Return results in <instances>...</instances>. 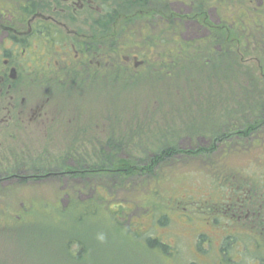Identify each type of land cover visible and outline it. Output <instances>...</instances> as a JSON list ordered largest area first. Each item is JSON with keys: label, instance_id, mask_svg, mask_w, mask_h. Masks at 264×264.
Returning <instances> with one entry per match:
<instances>
[{"label": "rangeland", "instance_id": "rangeland-1", "mask_svg": "<svg viewBox=\"0 0 264 264\" xmlns=\"http://www.w3.org/2000/svg\"><path fill=\"white\" fill-rule=\"evenodd\" d=\"M182 64L180 77L47 84L45 133L3 165L44 176L0 181V264H263L264 226L234 206L264 203V67Z\"/></svg>", "mask_w": 264, "mask_h": 264}, {"label": "flooded vegetation", "instance_id": "flooded-vegetation-1", "mask_svg": "<svg viewBox=\"0 0 264 264\" xmlns=\"http://www.w3.org/2000/svg\"><path fill=\"white\" fill-rule=\"evenodd\" d=\"M261 2L262 8L255 0H0V181L44 176L40 169L3 165L13 162L22 137L45 133L48 83L141 80L157 67L158 48L170 50L166 66L175 64L173 49L180 47L187 67L238 61L261 70L264 28H253L254 18L264 20ZM149 16L152 22L139 27ZM161 24L171 27L176 43L141 41ZM182 25L185 38L179 40ZM117 69L127 74L114 75ZM234 209L237 220L246 211L245 219L264 226V203Z\"/></svg>", "mask_w": 264, "mask_h": 264}, {"label": "trees", "instance_id": "trees-1", "mask_svg": "<svg viewBox=\"0 0 264 264\" xmlns=\"http://www.w3.org/2000/svg\"><path fill=\"white\" fill-rule=\"evenodd\" d=\"M171 28V27H170ZM168 28L166 25L163 26L162 24L159 26V29H158V33L157 35H152V34H149V35H143V38L141 39V41L143 43H162V44H165L166 42L169 43V44H173V43H176L175 42V37L172 36V32H171V29ZM138 36V35H137ZM123 41V40H122ZM133 41H136V40H133ZM180 42V41H178ZM146 51V50H144ZM170 52V50H168L167 48H158V53H159V57H155L153 58L154 60L157 59V67H151L148 69L147 72L143 73V76L144 78L147 79V77H150L151 75H154V77H151V78H170V77H174L176 74L179 76V72L178 71H174L172 69L171 66H166L164 64V60L166 58H168L167 54ZM173 52H174V60H175V64L178 65L179 67H183V49L178 47V48H174L173 49ZM185 66V65H184ZM187 66H185L186 68ZM216 70H218L217 68H215ZM182 70V69H181ZM125 71H122V70H119L117 69L113 74L114 75H117V74H124ZM127 74V72H125ZM169 75L170 77H165V75ZM181 75H183V73H181ZM178 80V79H177ZM136 81V80H135ZM182 81H177V83H180ZM91 83V82H89ZM176 83V84H177ZM95 84V83H94ZM74 85V83H71V86ZM89 86V85H88ZM254 127L250 128L247 130V134H249L250 130H253ZM252 134V133H251ZM222 139H219V142L221 141ZM224 140V139H223ZM214 149L211 148V149H208V150H198L196 153L197 154H205V153H211ZM184 153H189L187 155H190L194 152H184ZM172 155L171 151L170 150H163V153H161L160 155L158 156H154L152 157V159H150V161L142 166V168H140L139 172L143 173V172H151L153 167H155L156 165L160 164L161 162H163V160L167 159L168 157H170ZM136 170V169H135ZM115 172H123L125 173L126 175H129L131 174V170H128V168L126 169H123V168H119L115 171ZM235 207V206H234ZM150 242L152 243V240H150ZM155 245H158L159 247L161 248H165L166 247L164 245H162L161 243H159V241H155L154 242ZM74 259H80V254H78Z\"/></svg>", "mask_w": 264, "mask_h": 264}]
</instances>
